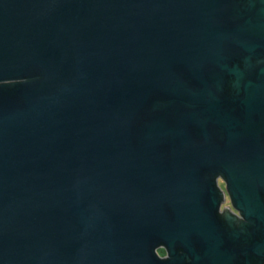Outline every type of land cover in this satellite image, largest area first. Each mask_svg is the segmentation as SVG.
Instances as JSON below:
<instances>
[{
    "label": "water",
    "instance_id": "1",
    "mask_svg": "<svg viewBox=\"0 0 264 264\" xmlns=\"http://www.w3.org/2000/svg\"><path fill=\"white\" fill-rule=\"evenodd\" d=\"M239 10L0 0V264L264 261V70L237 99L216 87L264 50V13Z\"/></svg>",
    "mask_w": 264,
    "mask_h": 264
},
{
    "label": "flooded vegetation",
    "instance_id": "2",
    "mask_svg": "<svg viewBox=\"0 0 264 264\" xmlns=\"http://www.w3.org/2000/svg\"><path fill=\"white\" fill-rule=\"evenodd\" d=\"M257 6L264 13V0H238V6L240 8L239 12H248L251 6ZM233 64H235L241 71L239 77L235 75H225L223 77V83L217 84L216 87L219 89L220 93L231 99H237L241 97L243 93V88L245 82L255 81L257 78V72L259 70H264V50L258 51L256 53H238L234 56ZM0 86L10 88L11 81L0 82ZM213 188L214 195L217 200L215 214L228 233H232L234 226H238L240 216L239 212L236 210L232 196L227 189V182L225 176L221 172H212L209 175ZM243 219V218H242ZM259 238L261 234L258 232ZM162 250L164 248L160 247ZM181 252V251H179ZM165 252L161 254L164 256ZM263 260H253V264H264Z\"/></svg>",
    "mask_w": 264,
    "mask_h": 264
},
{
    "label": "rangeland",
    "instance_id": "3",
    "mask_svg": "<svg viewBox=\"0 0 264 264\" xmlns=\"http://www.w3.org/2000/svg\"><path fill=\"white\" fill-rule=\"evenodd\" d=\"M158 253L161 255L163 252H165V250H162L161 248L157 249Z\"/></svg>",
    "mask_w": 264,
    "mask_h": 264
}]
</instances>
